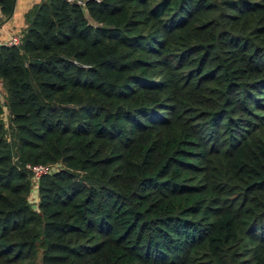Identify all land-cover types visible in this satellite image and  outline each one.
<instances>
[{"label":"trees","instance_id":"16d2710c","mask_svg":"<svg viewBox=\"0 0 264 264\" xmlns=\"http://www.w3.org/2000/svg\"><path fill=\"white\" fill-rule=\"evenodd\" d=\"M27 19L0 44V264H264V0Z\"/></svg>","mask_w":264,"mask_h":264},{"label":"crops","instance_id":"0c3cea01","mask_svg":"<svg viewBox=\"0 0 264 264\" xmlns=\"http://www.w3.org/2000/svg\"><path fill=\"white\" fill-rule=\"evenodd\" d=\"M42 0H16L13 14L9 18L0 8V44H8L12 36L21 34L29 24L27 13ZM4 94V93H3Z\"/></svg>","mask_w":264,"mask_h":264},{"label":"built area","instance_id":"2783aa9c","mask_svg":"<svg viewBox=\"0 0 264 264\" xmlns=\"http://www.w3.org/2000/svg\"><path fill=\"white\" fill-rule=\"evenodd\" d=\"M68 1H74V0H68ZM79 3H83L82 1H79ZM21 34H16L14 36L11 37V39L9 40L8 44L12 45V44H20L21 42ZM2 89H4V82L3 80L0 78V95L2 96ZM27 168L30 170L31 172V176H32V181L35 182V185L37 184V182L39 181V179L45 175L51 172L52 170V166L47 165V164H32V163H28Z\"/></svg>","mask_w":264,"mask_h":264},{"label":"rangeland","instance_id":"374dc122","mask_svg":"<svg viewBox=\"0 0 264 264\" xmlns=\"http://www.w3.org/2000/svg\"><path fill=\"white\" fill-rule=\"evenodd\" d=\"M89 19H90L91 23L96 24V22L91 17H89ZM2 92H4V89H2ZM4 96H5V93H4ZM33 187L35 188V182H33ZM36 195L37 194L34 193V194H31V196H30V200H31V202L33 203L34 206H36V203H37Z\"/></svg>","mask_w":264,"mask_h":264}]
</instances>
